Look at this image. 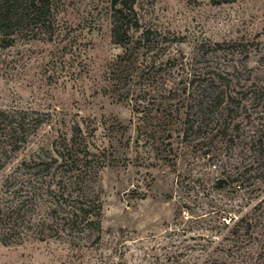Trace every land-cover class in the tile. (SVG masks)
Wrapping results in <instances>:
<instances>
[{
  "label": "rangeland",
  "instance_id": "1",
  "mask_svg": "<svg viewBox=\"0 0 264 264\" xmlns=\"http://www.w3.org/2000/svg\"><path fill=\"white\" fill-rule=\"evenodd\" d=\"M65 2L53 40L0 39V109L45 114L0 149V202L79 122L101 230H23L0 264H264V0H137L136 36L153 34L138 46L112 41L109 0ZM211 81L234 109L200 122L193 99Z\"/></svg>",
  "mask_w": 264,
  "mask_h": 264
},
{
  "label": "trees",
  "instance_id": "2",
  "mask_svg": "<svg viewBox=\"0 0 264 264\" xmlns=\"http://www.w3.org/2000/svg\"><path fill=\"white\" fill-rule=\"evenodd\" d=\"M64 4L65 0H0V39L7 42L5 47L11 46L16 37L28 42L39 38L45 42L47 33L53 40L54 33L49 31L50 28L57 26L61 30L65 25L68 28L67 23L59 18ZM136 5L137 0H109L110 33L115 44L135 43L138 46L153 36L146 30L136 36L142 27ZM196 98L200 122L207 119L217 102H226L228 112L234 109V97L218 92L213 81L198 87L193 102ZM47 116L50 123L52 119ZM43 126L45 114L39 111L0 109V149L4 148L3 152L5 147H10L18 151ZM71 128V136L66 135L59 140V146L54 150L56 157H50V161L42 159L43 170H33L26 162L23 163L26 167L23 183L16 182L17 189H14L10 201L0 202V245L18 243L23 230L26 233H43L42 240L45 239L44 233L63 239V236L72 235L79 229L93 232V227H96L101 230V190L97 191L94 185L98 171L92 166L91 143L79 122ZM259 161L258 166H263L261 159ZM42 171L44 174L36 179ZM239 180H243L241 175ZM12 185L9 182L8 187Z\"/></svg>",
  "mask_w": 264,
  "mask_h": 264
}]
</instances>
